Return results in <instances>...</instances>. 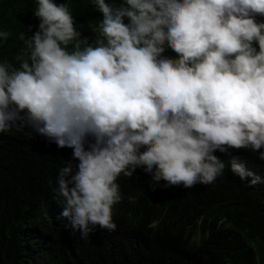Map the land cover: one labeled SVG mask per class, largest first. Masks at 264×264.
<instances>
[{
	"label": "clouds",
	"instance_id": "clouds-1",
	"mask_svg": "<svg viewBox=\"0 0 264 264\" xmlns=\"http://www.w3.org/2000/svg\"><path fill=\"white\" fill-rule=\"evenodd\" d=\"M0 137L73 149L51 196L84 239L122 179L264 182V0H0Z\"/></svg>",
	"mask_w": 264,
	"mask_h": 264
},
{
	"label": "trees",
	"instance_id": "trees-1",
	"mask_svg": "<svg viewBox=\"0 0 264 264\" xmlns=\"http://www.w3.org/2000/svg\"><path fill=\"white\" fill-rule=\"evenodd\" d=\"M67 161L75 169L72 148L48 153L0 137V264H255L264 258V182L242 180L229 162L212 184H181L158 198L141 187V175L122 179V200L112 209L117 229L97 226L84 239L51 196Z\"/></svg>",
	"mask_w": 264,
	"mask_h": 264
}]
</instances>
